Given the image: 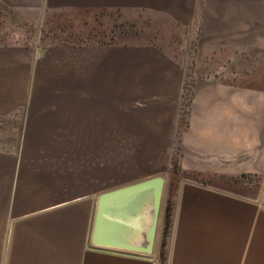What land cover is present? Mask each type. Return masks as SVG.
<instances>
[{"label": "crops", "instance_id": "1", "mask_svg": "<svg viewBox=\"0 0 264 264\" xmlns=\"http://www.w3.org/2000/svg\"><path fill=\"white\" fill-rule=\"evenodd\" d=\"M97 10L161 15L179 29L192 25V12L175 0H0V116L20 109L50 114L55 106L38 101L41 95L71 92L74 141L70 154L0 151V264H155L159 214L149 255L94 246L90 234L100 193L167 170L184 68L180 55L155 36L47 45L35 39L48 14ZM199 31L220 63L191 83L179 135L180 172L260 174L262 181L257 195L248 196L181 177L166 264H264V87L240 85V55L236 69L225 67L226 59L234 65L241 46L264 47V0H203ZM116 93L118 105L110 97ZM138 98L156 101L161 113L151 123L160 127L149 136L148 151L133 142L135 153L113 158L112 110H120L127 137L128 124L144 123L129 117ZM56 119L26 118L25 141L35 138L39 124H59ZM134 134L145 139L141 130Z\"/></svg>", "mask_w": 264, "mask_h": 264}, {"label": "rangeland", "instance_id": "2", "mask_svg": "<svg viewBox=\"0 0 264 264\" xmlns=\"http://www.w3.org/2000/svg\"><path fill=\"white\" fill-rule=\"evenodd\" d=\"M186 3V9L192 12L191 29L178 28L169 20L159 15H142L138 16L133 13L121 14L118 11L97 10L90 14L84 12H56L48 14L41 29L37 32L34 30L35 39H40L41 45L51 43H71L72 41H93L97 43L114 42L124 35L127 40H134L136 36L152 37L159 39L161 44L170 49H174L175 53L180 55L184 68V79L181 87L180 96L177 102V123L173 126V134L171 138V151L169 165L167 170L163 171L165 182L161 197V209L159 212L160 226L159 235L157 237V248H155V264H166L167 248H165L168 228L170 226L173 196L175 194V186L181 177L198 180L203 183H209L221 190L228 191L240 195H257L262 181L260 174H241L234 177H221L215 175L199 176L196 174L181 173L178 166V148L179 135L182 128L186 124V113L191 98V83L196 76L211 75L216 69L219 61L214 57L215 50L203 46L199 40V21L202 10L203 0H175L176 6L181 8ZM139 28V29H138ZM169 43V44H168ZM206 48V49H205ZM208 54H207V53ZM225 51L224 54H226ZM240 55L238 69L240 71L239 83L245 87H264V47L257 46L254 50H249L247 46H241L239 52H234V65L226 59L225 64L230 69H236L235 57ZM229 63V64H228ZM233 69V70H234ZM215 74V73H213ZM41 101L46 106H55L50 114L41 115L40 109L37 110H17L7 115L0 116V151H13L14 149H39L49 150L56 149L64 154H70L73 148V133L71 129V92H59L57 94H42ZM114 104H119V94H110ZM136 105L139 107H129V117H139L142 124H128L126 126L128 136L123 135L125 126L118 122L119 109H113L115 118H113L112 133L113 139L110 140V151L113 158L118 157L121 153L133 154L139 151H148L151 143L149 136L152 131L160 127L151 123L157 118L161 110L156 107L155 100L145 101L138 98ZM150 100V99H146ZM54 116L59 123L52 126L38 125L37 135L34 139L25 141L26 118L30 116ZM159 116H162L160 114ZM142 126V128H140ZM48 131H43L44 128ZM54 130L50 132L49 130ZM57 129V130H55ZM142 131L145 139L138 141L134 132ZM57 131V133H56ZM61 132V133H60ZM31 133H34L31 131ZM133 133V135L131 134ZM53 134V135H52ZM115 134V135H114ZM54 139H51L52 137ZM137 142L139 148H132L131 143ZM140 145H142L140 147ZM176 162L177 170L173 171V163ZM151 177V176H150ZM149 178V177H147ZM146 179V178H144ZM166 208H168V224L164 234V244L161 246L163 238V218Z\"/></svg>", "mask_w": 264, "mask_h": 264}, {"label": "water", "instance_id": "3", "mask_svg": "<svg viewBox=\"0 0 264 264\" xmlns=\"http://www.w3.org/2000/svg\"><path fill=\"white\" fill-rule=\"evenodd\" d=\"M164 179L161 175L97 196L90 243L97 247L152 252Z\"/></svg>", "mask_w": 264, "mask_h": 264}, {"label": "trees", "instance_id": "4", "mask_svg": "<svg viewBox=\"0 0 264 264\" xmlns=\"http://www.w3.org/2000/svg\"><path fill=\"white\" fill-rule=\"evenodd\" d=\"M177 170V166H176V162H174L173 163V171H176ZM169 213H168V208H166V210H165V213H164V218H163V231H162V236H163V238H162V240H161V246L164 244V234H165V231H166V225L168 224V217H169V215H168Z\"/></svg>", "mask_w": 264, "mask_h": 264}]
</instances>
